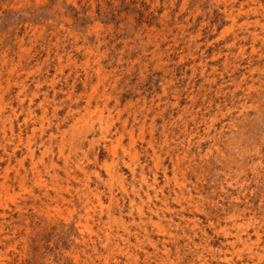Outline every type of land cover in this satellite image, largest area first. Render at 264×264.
<instances>
[{"label":"rangeland","instance_id":"1","mask_svg":"<svg viewBox=\"0 0 264 264\" xmlns=\"http://www.w3.org/2000/svg\"><path fill=\"white\" fill-rule=\"evenodd\" d=\"M263 20L264 0H0V264H264Z\"/></svg>","mask_w":264,"mask_h":264},{"label":"bare ground","instance_id":"2","mask_svg":"<svg viewBox=\"0 0 264 264\" xmlns=\"http://www.w3.org/2000/svg\"><path fill=\"white\" fill-rule=\"evenodd\" d=\"M156 1V0H155ZM234 2V1H233ZM183 3V2H182ZM186 3V2H185ZM224 3V2H223ZM222 3V4H223ZM246 3V2H245ZM221 4V5H222ZM230 4V3H229ZM250 4V3H249ZM183 5V4H182ZM220 5V4H219ZM237 5V4H236ZM224 6V5H223ZM240 6V5H239ZM238 6V7H239ZM180 7V6H179ZM195 7V6H194ZM225 7V6H224ZM257 7H259V6H257ZM257 7H255V8H257ZM183 8V7H182ZM196 9V8H195ZM239 9V8H238ZM261 9V8H260ZM263 9V8H262ZM193 10V9H192ZM197 10V9H196ZM200 11V10H199ZM220 11V10H219ZM227 11V10H226ZM235 11V10H234ZM252 11V10H251ZM218 12V11H217ZM257 12V11H256ZM185 13V12H184ZM240 13V12H239ZM244 13V12H243ZM242 12H241V14H243ZM246 13V12H245ZM262 13V12H261ZM197 14V13H196ZM248 14V13H247ZM253 14V13H252ZM162 15V14H161ZM168 15V14H167ZM250 15V14H249ZM223 16V15H222ZM229 16V15H228ZM187 17V16H186ZM53 18V17H52ZM178 18V17H177ZM193 18H194V16H193ZM256 18V17H255ZM51 19V18H50ZM162 19V18H161ZM222 19H224V18H222ZM227 19V18H226ZM46 20H48V19H46ZM163 20V19H162ZM228 20V19H227ZM233 20V19H232ZM50 21V20H49ZM55 21V20H54ZM190 21V20H189ZM244 21V20H243ZM202 22V21H201ZM208 22V21H207ZM236 22V21H235ZM249 22H250V20H249ZM263 22H264V20H263ZM205 23V22H204ZM69 24V23H68ZM201 24V23H200ZM203 24V23H202ZM206 24V23H205ZM258 25V24H257ZM248 26V25H247ZM246 26V27H247ZM29 27V26H28ZM240 27V26H239ZM252 27V26H251ZM256 27V26H255ZM258 27V26H257ZM225 28V27H224ZM50 29V28H49ZM199 29V28H198ZM214 29H215V27H214ZM42 30V29H41ZM54 31V30H53ZM180 31V30H179ZM235 31V30H234ZM233 31V32H234ZM241 31V30H240ZM246 31V30H245ZM178 32V31H177ZM230 32V31H229ZM238 32V31H237ZM54 33V32H53ZM69 33V32H68ZM192 33V32H191ZM226 33V32H225ZM228 33V32H227ZM52 34V33H51ZM74 34V33H73ZM184 34V33H183ZM189 34V33H188ZM236 34V33H235ZM257 34V33H256ZM260 34V33H259ZM250 35H252V34H250ZM54 36V35H53ZM58 36V35H57ZM192 36V35H191ZM178 37V36H177ZM175 38V37H174ZM224 38V37H223ZM233 38V37H232ZM234 38H235V36H234ZM239 38V37H238ZM255 38V37H254ZM176 39V38H175ZM183 39V38H182ZM187 39V38H186ZM160 40V39H159ZM21 41V40H20ZM189 41V40H188ZM194 41V40H193ZM197 41V40H196ZM240 41V40H239ZM233 42V41H232ZM242 42V41H241ZM177 43V42H176ZM51 44V43H50ZM53 44V43H52ZM241 45V44H240ZM232 46V45H231ZM53 47V46H52ZM56 47V46H55ZM78 47V46H77ZM76 47V48H77ZM92 47V46H91ZM98 47V46H97ZM96 47V48H97ZM170 47V46H169ZM244 47V46H243ZM75 48V49H76ZM180 48H182V47H180ZM224 48V47H223ZM239 48V47H238ZM59 49V48H58ZM91 49H93V48H91ZM195 49V48H194ZM80 50V49H79ZM167 50V49H166ZM222 50V49H221ZM259 50H261V49H259ZM93 51V50H92ZM171 51V50H170ZM169 51V52H170ZM172 52V51H171ZM154 55H155V53H154ZM190 56H191V54H189ZM165 56V55H164ZM221 56V55H220ZM47 57V56H46ZM157 57V56H156ZM57 58V57H56ZM59 58V57H58ZM159 58V57H158ZM29 59V58H28ZM168 59V58H167ZM219 59V58H218ZM259 59V58H258ZM2 60V59H1ZM3 61V60H2ZM183 61V60H182ZM4 62V61H3ZM137 62V61H136ZM180 62V61H179ZM164 64V63H163ZM193 64V63H192ZM197 64H199V63H197ZM223 64H225V63H223ZM235 64V63H234ZM202 65V64H201ZM230 66V65H229ZM2 67V66H1ZM198 68V67H197ZM230 68V67H229ZM186 69V68H185ZM224 69H225V67H224ZM223 70V69H222ZM236 70V69H235ZM168 71V70H167ZM199 71V70H198ZM201 71V70H200ZM254 71V70H253ZM263 71V70H262ZM162 73H165V72H162ZM168 74V73H167ZM89 75V74H88ZM229 75H231V73L229 74ZM249 75V74H248ZM252 75V74H251ZM87 76V75H86ZM167 76V75H166ZM250 76V75H249ZM251 77V76H250ZM102 78H104V77H102ZM254 78V77H253ZM264 79V78H263ZM245 80V79H244ZM243 80V81H244ZM77 81V80H76ZM205 81V80H204ZM208 81V80H207ZM232 81V80H231ZM238 81V80H237ZM236 81V82H237ZM260 81V80H259ZM166 82V81H165ZM164 81H163V83H165ZM235 82V81H234ZM72 83V82H71ZM207 83V82H206ZM212 83V82H211ZM240 83V82H239ZM252 85V84H251ZM168 86V85H167ZM96 87V86H95ZM254 87V86H253ZM256 88V87H255ZM217 89V88H216ZM253 89V88H252ZM252 89H250V90H252ZM199 91V90H198ZM165 92V91H164ZM189 92V91H188ZM198 93V92H197ZM94 94V93H93ZM246 94V93H245ZM92 96V95H91ZM98 96V95H97ZM90 97V96H89ZM93 97V96H92ZM246 97V96H245ZM248 97V96H247ZM100 98H101V96H100ZM195 98V97H194ZM1 99V98H0ZM31 99V98H30ZM108 99V98H107ZM107 99H106V101H107ZM89 100V99H88ZM95 101V100H94ZM192 101H193V99H192ZM60 102V101H59ZM89 102H91V101H89ZM175 105H176V103H174ZM205 104V103H204ZM87 105H89V104H87ZM95 105V104H94ZM96 105H97V103H96ZM95 105V106H96ZM216 105V104H215ZM151 106V105H150ZM209 107V106H208ZM215 107V106H214ZM102 108V107H101ZM149 108V107H148ZM103 110V109H102ZM88 111V110H87ZM90 111V110H89ZM75 112V111H74ZM92 112V111H91ZM94 112H95V110H94ZM99 112V111H98ZM73 115V114H72ZM90 115V114H89ZM99 115V114H98ZM212 115V114H211ZM67 116H69V115H67ZM72 117V116H71ZM70 117V118H71ZM100 117V116H99ZM153 120H155V119H153ZM152 120V121H153ZM31 121V120H30ZM208 122V121H207ZM92 125V124H91ZM211 126V125H210ZM4 128V127H3ZM78 128V127H77ZM63 132V131H62ZM65 133H63V135H64ZM40 135V134H39ZM60 135H61V133H60ZM31 136V135H30ZM74 136V135H73ZM104 136V135H103ZM32 137V136H31ZM29 138V137H28ZM96 139V138H95ZM58 140V139H57ZM69 140H71V139H69ZM83 140V139H82ZM170 140V139H169ZM45 141V140H44ZM59 141V140H58ZM61 142V141H60ZM63 142V141H62ZM93 142V141H92ZM98 142V141H97ZM59 143V142H58ZM91 143V142H90ZM133 143V142H132ZM41 144V143H40ZM80 144V143H79ZM31 145V144H30ZM90 145V144H89ZM91 145H93L92 143H91ZM68 147H69V144H68ZM67 147V148H68ZM83 147V146H82ZM113 147V146H112ZM70 148H72V147H70ZM121 149H123V148H121ZM78 150V149H77ZM130 151V150H129ZM135 152H136V150H135ZM151 152V151H150ZM45 153V152H44ZM81 153V152H80ZM30 154V153H29ZM73 154V153H72ZM79 154V153H78ZM136 154H137V152H136ZM40 155H42V154H40ZM44 155V154H43ZM138 155V154H137ZM141 155V154H140ZM31 156V155H30ZM29 156V157H30ZM34 156H36V155H34ZM76 156V155H75ZM67 157V156H66ZM34 158V157H33ZM38 158H39V156H38ZM42 158V157H41ZM30 159H31V157H30ZM75 159V158H74ZM83 159V158H82ZM134 160H135V158H134ZM41 161V160H40ZM70 161V160H69ZM57 162V161H56ZM33 163V162H32ZM43 163V162H42ZM79 163V162H78ZM35 164V163H34ZM19 165V164H18ZM40 165V164H39ZM44 165V164H43ZM48 165H49V163H48ZM83 165V164H82ZM135 165V164H134ZM36 166V165H35ZM81 166V165H80ZM106 166H108V165H106ZM46 167V166H45ZM49 167V166H48ZM71 167V166H70ZM20 168V167H19ZM56 168V167H55ZM62 168H64V166L62 167ZM109 168H110V166H109ZM114 168V167H113ZM5 169V168H4ZM7 169V168H6ZM11 169H12V167H11ZM23 169V168H22ZM37 169V168H36ZM17 170V169H16ZM38 170V169H37ZM50 170V169H49ZM57 170H58V168H57ZM73 170V169H72ZM71 170V171H72ZM130 170H131V168H130ZM23 171V170H22ZM85 171V170H84ZM33 172V171H32ZM39 172V171H38ZM44 172V171H43ZM78 172V171H77ZM29 173V172H28ZM45 173V172H44ZM52 173H53V171H52ZM51 173V174H52ZM82 173V172H81ZM7 174V173H6ZM50 174V175H51ZM2 175H3V173H2ZM25 175V174H24ZM49 175V174H48ZM65 175V174H64ZM73 175V174H72ZM84 176V175H83ZM119 176V175H118ZM3 177V176H2ZM1 177V178H2ZM48 177V176H47ZM58 177V176H57ZM70 177V176H69ZM14 178V177H13ZM20 178V177H19ZM59 178V177H58ZM75 178V177H74ZM77 178V177H76ZM118 178V177H117ZM119 178H121V177H119ZM37 179V178H36ZM55 179H57V178H55ZM112 179V178H111ZM165 179V178H164ZM4 180H5V178H4ZM21 180V179H20ZM59 180V179H58ZM69 180V179H68ZM72 180V179H71ZM74 180V179H73ZM76 180V179H75ZM118 180V179H117ZM15 181V180H14ZM19 181V180H18ZM45 181V180H44ZM5 182V181H4ZM23 182V181H22ZM27 182V181H26ZM36 182H37V180H36ZM59 182V181H58ZM63 182V181H62ZM73 182V181H72ZM88 182V181H87ZM120 182V181H119ZM28 183V182H27ZM38 183V182H37ZM42 183V182H41ZM45 183V182H44ZM48 183V182H47ZM67 183V182H66ZM78 183V182H77ZM51 184V183H50ZM86 184V183H85ZM17 185H19L18 183H17ZM32 185L34 186V184H33V181H32ZM38 185H39V183H38ZM37 185V186H38ZM75 185V184H74ZM59 186V185H58ZM71 186V185H70ZM86 186V185H85ZM22 187V186H21ZM121 187V186H120ZM24 188V187H23ZM51 188V187H50ZM57 188V187H56ZM64 188V187H63ZM84 188V187H83ZM109 188V187H108ZM39 189V188H38ZM46 189V188H45ZM74 189V188H73ZM72 189V190H73ZM122 189H123V187H122ZM48 190V189H47ZM64 190V189H63ZM66 190V189H65ZM84 190V189H83ZM87 190V189H86ZM86 190H84V191H86ZM88 190H90V189H88ZM125 190H126V188H125ZM128 190V189H127ZM126 190V191H127ZM70 191V190H69ZM110 191V190H109ZM120 191V190H119ZM123 191H124V189H123ZM71 192V191H70ZM80 192V191H79ZM98 192V191H97ZM111 192H112V190H111ZM2 193H3V191H2ZM4 193H5V191H4ZM58 193V192H57ZM126 193V192H125ZM30 194V193H29ZM66 194V193H65ZM100 194V193H99ZM7 195V194H6ZM32 195V194H31ZM30 195V196H31ZM77 195V194H76ZM127 195V194H126ZM9 196V195H8ZM79 196V195H78ZM84 196V195H83ZM32 197V196H31ZM31 197H29V198H31ZM40 197V196H39ZM81 197V196H80ZM112 197V196H111ZM47 198V197H46ZM57 198V197H56ZM59 198H61V197H59ZM68 198V197H67ZM83 198V197H82ZM88 198V197H87ZM110 198V197H109ZM49 199V198H48ZM62 199H64V198H62ZM75 199V198H74ZM79 199V198H78ZM111 199V198H110ZM32 200V199H31ZM67 200V199H66ZM64 201V200H63ZM85 201H86V199H85ZM112 201V200H111ZM42 203V202H41ZM49 203V202H48ZM53 203V202H52ZM70 203V202H69ZM81 203V202H80ZM91 203V202H90ZM51 204V203H50ZM64 204V203H63ZM45 205V204H44ZM56 205V204H55ZM72 205V204H71ZM81 205H84V204H81ZM80 205V206H81ZM35 206V205H34ZM66 206V205H65ZM87 206V205H86ZM103 206V205H102ZM21 207V206H20ZM38 207V206H37ZM57 207V206H56ZM82 207V206H81ZM35 208V207H34ZM79 208V207H78ZM93 208V207H92ZM91 208V209H92ZM138 208V207H137ZM61 209V208H60ZM94 209V208H93ZM148 209V208H147ZM21 210V209H20ZM40 210V209H39ZM56 210V209H55ZM79 210V209H78ZM87 210V209H86ZM102 210V209H101ZM45 211V210H44ZM49 211V210H48ZM73 211V210H72ZM92 211V210H91ZM23 212V211H22ZM32 212V211H31ZM94 212V211H93ZM102 212H103V210H102ZM88 213V212H87ZM144 213V212H143ZM23 214V213H22ZM25 214V213H24ZM36 214H37V212H36ZM48 214V213H47ZM67 214V213H66ZM149 214V213H148ZM44 215H46V214H44ZM101 215V214H100ZM78 216H80V215H78ZM90 216H92V215H90ZM110 216V215H109ZM82 217V216H81ZM85 217V216H84ZM83 217V218H84ZM86 217H87V214H86ZM85 217V218H86ZM106 217V216H105ZM108 217V216H107ZM19 218V217H18ZM93 218V217H92ZM53 219V218H52ZM80 219V218H79ZM35 220V219H34ZM78 221V220H77ZM88 221V220H87ZM4 222V221H3ZM12 222V221H11ZM14 222V221H13ZM102 222H103V220H102ZM110 222V221H109ZM117 222V221H116ZM116 222H115V224H116ZM29 223V222H28ZM76 223V222H75ZM74 223V224H75ZM112 223V222H111ZM114 224V223H113ZM82 225H83V223H82ZM88 225V224H87ZM86 225V226H87ZM12 226H14V225H12ZM85 225H84V227H86ZM98 226V225H97ZM119 226V225H118ZM84 227H82V228H84ZM108 227H110V226H108ZM108 227H106V228H108ZM168 227V226H167ZM36 228V227H35ZM91 228V227H90ZM95 228V227H94ZM125 228V227H124ZM86 229V228H85ZM117 229V228H116ZM37 230V229H36ZM165 230V229H164ZM2 231V230H1ZM97 231V230H96ZM79 232H81V231H79ZM119 232V231H118ZM15 233V232H14ZM28 233V232H27ZM39 233V232H38ZM96 233V232H95ZM115 234H116V232H115ZM118 234V233H117ZM121 234V233H120ZM90 236V235H89ZM108 236V235H107ZM112 236H114V234L112 235ZM4 237V236H3ZM87 237V236H86ZM92 237V236H91ZM105 237V236H104ZM109 237V236H108ZM126 237V236H125ZM5 238H7V237H5ZM9 238V237H8ZM99 238V237H98ZM102 238V237H101ZM114 238V237H113ZM73 239V238H72ZM81 239V238H80ZM84 239V238H83ZM82 239V240H83ZM93 239V238H92ZM92 239H90V240H92ZM107 239V238H106ZM109 239V238H108ZM103 240V239H102ZM124 240V239H123ZM78 242V241H77ZM93 242H95V241H93ZM107 242V241H106ZM131 242V241H130ZM152 242V241H151ZM118 243V242H117ZM137 243H139V242H137ZM75 244V243H74ZM95 244V243H94ZM126 244V243H125ZM156 244V243H155ZM4 245V244H3ZM85 245V244H84ZM111 245V244H110ZM120 245H121V243H120ZM154 245V244H153ZM79 246V245H78ZM95 246V245H94ZM97 246V245H96ZM100 247V246H99ZM104 247V246H103ZM113 247V246H112ZM24 248V247H23ZM108 248V247H107ZM140 248V247H139ZM155 249V248H154ZM83 250V249H82ZM90 250V249H89ZM94 250V249H93ZM96 250V249H95ZM136 250V249H135ZM68 251V250H67ZM111 251V250H110ZM142 251V250H141ZM161 251V250H160ZM97 252V251H96ZM99 252V251H98ZM135 252V251H134ZM156 252V251H155ZM69 253V252H68ZM71 253V252H70ZM101 253V252H100ZM136 253V252H135ZM63 254V253H62ZM107 254H108V252H107ZM147 254H149V253H147ZM164 254V253H163ZM88 255V254H87ZM109 255V254H108ZM122 255V254H121ZM124 255V254H123ZM132 255V254H131ZM113 257H114V255H112ZM134 256V255H133ZM138 256V255H137ZM156 256V255H155ZM77 257V256H76ZM100 257V256H99ZM131 257V256H130ZM102 258V257H101ZM118 258V257H117ZM133 258H136V257H133ZM150 259V258H149ZM76 260V259H75ZM100 260V259H99ZM104 260V259H103ZM106 260V259H105ZM129 260V259H128ZM145 260H146V258H145ZM135 260H133V262H134ZM81 262V261H80ZM93 263V262H92ZM96 263H97V261H96ZM108 263V262H107ZM119 263V262H118ZM137 263V262H136ZM145 263V262H144ZM110 264V263H109ZM126 264V263H125ZM148 264V263H147Z\"/></svg>","mask_w":264,"mask_h":264}]
</instances>
